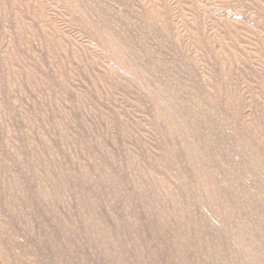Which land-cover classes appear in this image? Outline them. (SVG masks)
I'll return each instance as SVG.
<instances>
[{"label":"rangeland","instance_id":"rangeland-1","mask_svg":"<svg viewBox=\"0 0 264 264\" xmlns=\"http://www.w3.org/2000/svg\"><path fill=\"white\" fill-rule=\"evenodd\" d=\"M0 264H264V0H0Z\"/></svg>","mask_w":264,"mask_h":264}]
</instances>
